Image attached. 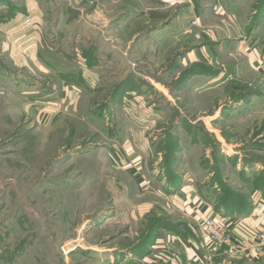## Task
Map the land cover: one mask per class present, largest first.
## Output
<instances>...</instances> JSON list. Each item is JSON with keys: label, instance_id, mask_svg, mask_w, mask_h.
Wrapping results in <instances>:
<instances>
[{"label": "rangeland", "instance_id": "374dc122", "mask_svg": "<svg viewBox=\"0 0 264 264\" xmlns=\"http://www.w3.org/2000/svg\"><path fill=\"white\" fill-rule=\"evenodd\" d=\"M263 152L264 0H0V264H197Z\"/></svg>", "mask_w": 264, "mask_h": 264}, {"label": "crops", "instance_id": "0c3cea01", "mask_svg": "<svg viewBox=\"0 0 264 264\" xmlns=\"http://www.w3.org/2000/svg\"><path fill=\"white\" fill-rule=\"evenodd\" d=\"M261 157H264V152L261 153ZM261 199L259 198V201ZM201 210L205 218L215 217L218 220L221 219L219 216L220 211L214 205L202 203ZM261 210L263 209L261 208ZM259 211L260 209L252 211L238 219L219 220L225 222V226L228 227L229 231L246 242L243 251H236L230 246H214L205 238V242L197 241L199 243L193 249V256L195 257L193 261L197 264H264V250H257L253 241L254 236L264 228V217Z\"/></svg>", "mask_w": 264, "mask_h": 264}, {"label": "built area", "instance_id": "2783aa9c", "mask_svg": "<svg viewBox=\"0 0 264 264\" xmlns=\"http://www.w3.org/2000/svg\"><path fill=\"white\" fill-rule=\"evenodd\" d=\"M30 23V20H27ZM204 231L215 246H230L236 251H243L246 247V242L233 234L231 231L224 230L222 225L215 218L207 219L204 223ZM254 245L257 250H264V231L255 235L253 238Z\"/></svg>", "mask_w": 264, "mask_h": 264}, {"label": "trees", "instance_id": "16d2710c", "mask_svg": "<svg viewBox=\"0 0 264 264\" xmlns=\"http://www.w3.org/2000/svg\"><path fill=\"white\" fill-rule=\"evenodd\" d=\"M255 183H256V185L258 184L259 186L257 185V187L264 192V173L261 174V176L259 177L258 182H255ZM245 203H246V205L245 204H241L240 206H238L236 208L235 211L236 212H241L244 215L251 213V211L253 210V205L250 204V202H245Z\"/></svg>", "mask_w": 264, "mask_h": 264}]
</instances>
